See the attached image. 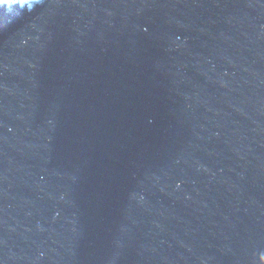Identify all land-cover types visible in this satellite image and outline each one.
Listing matches in <instances>:
<instances>
[{
  "label": "water",
  "instance_id": "obj_1",
  "mask_svg": "<svg viewBox=\"0 0 264 264\" xmlns=\"http://www.w3.org/2000/svg\"><path fill=\"white\" fill-rule=\"evenodd\" d=\"M0 264H264V0L0 2Z\"/></svg>",
  "mask_w": 264,
  "mask_h": 264
},
{
  "label": "snow or ice",
  "instance_id": "obj_2",
  "mask_svg": "<svg viewBox=\"0 0 264 264\" xmlns=\"http://www.w3.org/2000/svg\"><path fill=\"white\" fill-rule=\"evenodd\" d=\"M0 2H4V0H0Z\"/></svg>",
  "mask_w": 264,
  "mask_h": 264
}]
</instances>
